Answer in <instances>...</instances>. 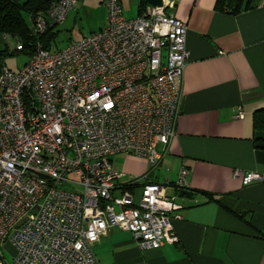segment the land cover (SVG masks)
<instances>
[{
	"label": "built area",
	"instance_id": "obj_1",
	"mask_svg": "<svg viewBox=\"0 0 264 264\" xmlns=\"http://www.w3.org/2000/svg\"><path fill=\"white\" fill-rule=\"evenodd\" d=\"M77 4L52 1L34 19L27 63L0 69V264L3 243L15 250L11 264H96L93 245L114 228L142 249L177 242L179 206L166 183L141 185L135 199L132 188L148 177L119 185L111 157L132 152L158 168L181 112L186 25L166 11L168 0L134 18L120 0H103L98 32L44 47L39 38ZM188 174L180 169L178 190H188Z\"/></svg>",
	"mask_w": 264,
	"mask_h": 264
},
{
	"label": "crops",
	"instance_id": "obj_2",
	"mask_svg": "<svg viewBox=\"0 0 264 264\" xmlns=\"http://www.w3.org/2000/svg\"><path fill=\"white\" fill-rule=\"evenodd\" d=\"M215 1L168 0L166 11L186 25L189 56L175 135L158 168L127 153L111 157L123 174L119 185L148 177L132 188L135 199L141 185L166 183V196L179 206L177 242L142 249L130 232L114 228L93 245L96 264H264V182L244 185L241 176H264V151L253 144V115L264 108V0L237 15L217 11ZM182 167L187 196L174 184ZM1 249V264H11L14 248Z\"/></svg>",
	"mask_w": 264,
	"mask_h": 264
},
{
	"label": "trees",
	"instance_id": "obj_3",
	"mask_svg": "<svg viewBox=\"0 0 264 264\" xmlns=\"http://www.w3.org/2000/svg\"><path fill=\"white\" fill-rule=\"evenodd\" d=\"M52 1L55 0H0V35L5 38L9 37L16 42L21 41L20 52H24L31 57L36 41L35 38L30 36L34 19L44 14ZM258 2L259 0H216L215 9L237 15L254 9ZM146 6L147 3L141 0L140 13ZM55 27H50L39 38L46 48L51 46L54 40ZM14 51L19 50L15 48ZM6 52L7 47L4 44L0 48V69L3 67ZM253 144L257 150L264 151V108L257 110L253 115Z\"/></svg>",
	"mask_w": 264,
	"mask_h": 264
},
{
	"label": "rangeland",
	"instance_id": "obj_4",
	"mask_svg": "<svg viewBox=\"0 0 264 264\" xmlns=\"http://www.w3.org/2000/svg\"><path fill=\"white\" fill-rule=\"evenodd\" d=\"M123 2L125 16L128 18L134 17L139 0H123ZM104 8L100 4V0H78L76 8L70 12L62 23L57 24L54 28V40L50 47L59 50L69 43L78 41L84 36L98 32L104 20L106 21L107 12ZM18 43L20 44L21 41L16 42L8 37L0 44V48L4 44L7 47L3 66L12 71H18L29 59V55L26 53L14 51Z\"/></svg>",
	"mask_w": 264,
	"mask_h": 264
},
{
	"label": "water",
	"instance_id": "obj_5",
	"mask_svg": "<svg viewBox=\"0 0 264 264\" xmlns=\"http://www.w3.org/2000/svg\"><path fill=\"white\" fill-rule=\"evenodd\" d=\"M144 1L147 3V5H150V6H153V7H162L164 0H144ZM128 154L133 155L132 152H129ZM180 195L181 196H187L188 194L184 190H182L180 192Z\"/></svg>",
	"mask_w": 264,
	"mask_h": 264
}]
</instances>
